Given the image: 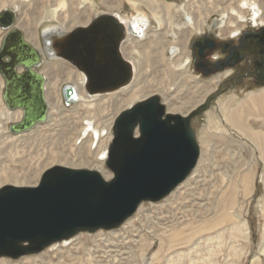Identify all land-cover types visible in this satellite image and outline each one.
I'll use <instances>...</instances> for the list:
<instances>
[{
  "label": "rangeland",
  "instance_id": "1",
  "mask_svg": "<svg viewBox=\"0 0 264 264\" xmlns=\"http://www.w3.org/2000/svg\"><path fill=\"white\" fill-rule=\"evenodd\" d=\"M69 1L74 5H62L63 8L58 12L63 14V23L65 27H70L69 29L86 25L90 22L91 18L102 13H112L124 20H131L135 16L144 14L150 22V26L145 28V33H163L170 30L184 31L187 25L183 23L184 21L180 14H177L172 21H169V15L173 6L168 3L160 4L156 1H151L156 4L158 9H150L141 4L137 6L130 5L128 4L129 0H114L117 7L111 10L104 5L103 0H89V2L82 0ZM240 4L238 5L239 8L244 9L250 16L247 19H250L252 17L250 8H242ZM257 6L260 8L259 5ZM5 9L15 11L17 14L16 25L24 17L21 15L23 11L21 10L20 12L15 4H6L0 7V11ZM70 10L73 15H77L76 18L69 19L68 12ZM156 13H160V16L164 19H168V28L164 24L158 28L157 24L155 25L152 22L154 21ZM246 13L245 16H247ZM46 14L48 15L47 12ZM224 16L223 14H212L207 19L209 23L213 20L219 22L218 28L220 30L217 29V32L221 31V28H228L229 32H234V27L227 24V17ZM86 18L87 20L85 21ZM245 21L246 18L239 19L240 24H246L244 23ZM54 26L59 27L61 23L55 19L48 18V16H44L42 12L34 38H27L25 30L18 27L23 30L25 38L30 43L35 44L37 47L39 46L38 48L42 50L41 32L44 29ZM64 31L68 30L65 29ZM3 34L4 32L0 29V42ZM166 35L170 34L165 33ZM129 38L133 41H138L139 39L138 36L133 34ZM167 39L169 41L171 40L169 38ZM146 41L147 45L152 46V41L148 39ZM131 47H133L132 44ZM169 53L168 49L167 52L160 54V60L169 61V58H171ZM63 59L61 57H53L51 59L45 57L43 64L37 68L46 77V89L52 87L51 92L53 94H50L47 101L49 103V112L51 113L50 118H52V121L39 124L33 130L21 135H11L7 130L1 131L2 125L0 124V135L7 134V136L12 138L5 143V146L9 147L11 142H15V149L18 155L16 156V160L26 159V161H29L30 159L27 156L38 159L41 151L39 149L35 150L36 148L28 149L25 146V142L33 140L34 142H40L41 146H45V142L42 141L47 138L48 133L52 129H54V132L59 131L58 127L54 124V121H59L55 110V101L58 96L54 93L59 94V89L62 92V89L66 86L70 85L73 87L74 85L70 82H61L54 77L57 62L70 68L77 75V80L83 78L82 84L80 85L81 90L83 93L88 94L84 88V76L71 64L67 63L68 61L66 62ZM132 61L137 63V65L134 64V78L138 76L143 80L151 81L150 79L153 78L150 75L151 71H139V67L143 65L137 62L136 59H132ZM176 71L178 70L176 69ZM217 76L220 77V80L217 83L215 81L210 83L213 92L208 95V99L201 104L202 106L200 105L190 110L191 113L199 111L197 115L191 118V127L195 132L200 150L197 164L191 172L193 175L190 173L187 179L163 200L156 203H141L137 211L127 219L132 223V229L127 225L124 226L126 220L121 226L115 229L97 230L92 233L80 232L68 240L50 245L37 254L26 255L18 259L0 258V264H251L252 261L255 264H264V255L261 254L262 246L264 245V155H259L255 146L235 133L230 124L227 123V120H225V118H228L226 114L230 108L234 107L238 100L245 97L248 91L257 92L262 87H248V89H243L240 86L233 88L230 85V87L224 88L225 80L220 75ZM205 77L209 76L203 75L199 77L197 74L188 71V74L184 77L185 85L194 93L196 90L193 87V81L206 84L207 80L212 78L210 77L205 80ZM2 82L3 79L0 77V110L6 111L1 101V93L3 90ZM122 90L118 93H121ZM133 90H136V87H133ZM162 91L166 96L169 95V92L173 93L171 97L172 102L174 104L179 103L175 98L179 99L180 94L174 88L171 87L169 91ZM90 95H103L105 102L102 104L107 105V99L113 94L95 93ZM154 95H157L160 102L163 103L161 95ZM121 97L123 96L121 95ZM62 102L60 101V104L66 105L64 100ZM164 106L166 108V104ZM102 110V107L99 106L98 112L101 117H105L106 112ZM74 112L73 104L66 105L63 108L64 116L75 117L73 115ZM13 113L6 111L7 116L5 119L0 116V121H5L6 128L13 121H17L9 119L11 115L16 118ZM74 119V125L79 130V133L72 134L71 145L76 149L77 146H75L74 140L79 137V141H85L84 138L87 134L81 132L86 122L81 123L76 118ZM89 122L94 123L95 120L90 119ZM100 122H97L95 125H98ZM247 123L254 130L264 131L263 123L258 120L249 118ZM113 125L114 122L109 128L110 138L107 149L104 151L105 158L103 162L104 169L111 176L112 172L107 168L106 162L108 159V150L112 142ZM64 131L67 132L68 130L64 128ZM34 133H37L38 136H35L36 134ZM93 138H95V135ZM88 158L94 160L92 155H89ZM0 160H2L1 155ZM8 165L17 172H22L19 164L10 162ZM53 166H57V164L49 166L47 169ZM47 169L41 172L36 184L39 183L42 174ZM77 169L93 170L98 172L104 179H109V177H104L101 170L96 167H82ZM194 170L196 171L195 173H193ZM246 173L249 176L248 191L245 190L242 183L243 176ZM229 197L234 202L231 206H226L225 201ZM218 208H225L227 210L222 215L215 214ZM244 222L248 228L247 240L243 239L240 229V225ZM209 223L211 225H208ZM161 226L168 227L167 231H164V235H161ZM170 232L171 235L179 232L184 234L186 238L184 240L171 241L168 237ZM100 234L101 236H99Z\"/></svg>",
  "mask_w": 264,
  "mask_h": 264
},
{
  "label": "water",
  "instance_id": "2",
  "mask_svg": "<svg viewBox=\"0 0 264 264\" xmlns=\"http://www.w3.org/2000/svg\"><path fill=\"white\" fill-rule=\"evenodd\" d=\"M16 15L11 9L0 11V29L6 32L0 45L2 101L7 110L22 112L18 122L8 125L13 135L31 131L49 118L46 77L37 71L43 52L25 41L23 31L14 25ZM80 41L86 48L84 39ZM64 43L54 41L52 49L57 52ZM77 43L70 37L67 47L75 50ZM213 46L210 38H204L192 49L199 58ZM217 72L214 67L203 75ZM83 73L89 94L110 91L105 88L114 73L94 69ZM128 83L129 79L124 85ZM64 95L67 104L72 89L66 88ZM190 113H166L157 95L122 110L114 121L107 154L109 179L93 170L57 165L47 169L34 186L0 187V258L37 254L80 232L118 228L141 203L166 198L187 179L199 158L191 127V118L199 111Z\"/></svg>",
  "mask_w": 264,
  "mask_h": 264
},
{
  "label": "bare ground",
  "instance_id": "3",
  "mask_svg": "<svg viewBox=\"0 0 264 264\" xmlns=\"http://www.w3.org/2000/svg\"><path fill=\"white\" fill-rule=\"evenodd\" d=\"M82 1L89 2V0H82ZM151 1L153 0H129L128 4L136 5V6L138 4L139 5L141 4L145 7H149L150 9H158L156 4ZM208 2L210 3L208 4ZM248 2L259 5L260 8L258 7V11L261 9L262 4L264 3L261 0H248ZM103 3L111 10L117 7V4L114 0H103ZM240 3L241 0H188L187 4L185 3L186 5L184 4L185 6L183 8H181V6H173L172 11L170 12L169 15V21H172L174 16H176L177 14H181V12L184 13V16L186 17L185 23L187 24L185 26L186 30L184 31L170 30L168 32H163V33L147 32L146 34L145 29L143 28L149 27L150 22L147 19V17L144 16V14L135 16L131 20H124L121 19V17L120 18L118 17L119 21H121L122 23L128 26V30L131 31L133 35L140 36V34H142V36L138 39V41H133L131 40V38H129L130 46L128 44L126 45V47L122 45L124 56L126 58L129 57L132 59H136L137 62L143 65L139 67V71L150 70L151 71L150 75L151 77L153 76V78L150 79L152 81L151 84V81H146L138 76H135L132 82V84L134 83L133 86L131 84L128 88H124V90H122L121 93H116L110 96L107 99V105L102 104L105 102V98L103 95L91 96L87 91L86 92L89 95L83 93L80 86L82 84L83 78L77 80V75L73 71H71L70 68H67L63 64L57 62L56 69L54 72V77L57 80H60L61 82H70L74 85L73 87L70 85L66 86L65 88L62 89V92L59 89V94H57L56 92L54 93L58 96L55 101V110L57 112L60 121V122L54 121V124L55 126L58 127L59 131L54 132V129H52V131L48 133L49 135L47 136V138L44 141H42L45 142V146L43 145L41 146L40 142L38 141L34 142L33 140L30 141L28 140L29 142H25V146L28 147V149L36 148L35 150L39 149L41 151L40 157L38 159H35L33 157L30 158V156H27V158L30 159L29 161L28 160L26 161V159L16 160V156L18 155L15 149V142L14 141L11 142L10 146L6 147L5 143L10 141V139L12 138L10 136H7V134H3V135L1 134L0 155L2 156V160H0V187L5 184H12L14 186H34L36 185V181L39 178L41 172L44 169H47L49 166H52L54 164L57 165L59 164V166L61 165L63 167H69L74 169L82 168V167H89V168L96 167L101 170L104 177L110 178L111 176L110 173L106 171L103 167V162L105 158L104 151L107 149L108 146L107 144L110 138L109 128L116 119L119 112L129 108L130 106L134 105V103L136 102L146 100L148 97L153 96L154 94H159L162 96L163 103L166 104V108H165L166 113L184 115L187 112H189L191 109L195 107H199L201 104H203V102L206 99H208L207 98L208 95L213 92L212 90L213 88L211 87L210 83L212 81H215L217 83L220 80V77L217 75L213 77L211 76L212 78L208 79L206 84L200 83L198 81L197 82L193 81L194 82L193 87L196 90L194 93L193 91L190 90L189 87L185 85L184 77L188 74L189 71L188 66L185 65V60L187 61V59H189V52L186 49L188 37L193 32L202 31V24L207 22L206 20L208 16L212 14H217V15L223 14V16L225 15L227 17V24L234 27L233 31L240 30L243 27V24L239 23V19L246 18L247 20V18L250 17L244 11V9L242 10L239 8L238 5ZM6 4H15L20 12L21 10L23 11L21 15H23L24 17H22L21 21L19 22V24L17 23V25L25 30L27 38H34V36H36V28H38V23L40 21V14L42 12L44 13V16H48V18L55 19L59 23H61V26L59 27L54 26L51 28L44 29L41 32L40 39L42 40V50L41 49L40 50L41 52H43L42 54L43 57L40 66L43 64L45 57L49 59L53 57L54 58L59 57L56 51L52 49V44H54V41L58 42L57 38L59 36L64 35L65 32H69L72 29H69L70 27H65L63 23L64 22L63 14L58 12L63 8L62 5H74V4L69 0H0V7L5 6ZM46 12L48 13V15L46 14ZM245 13L247 14V16H245ZM68 15H69V19L77 17V15L72 14L71 10L68 12ZM86 20L87 18L85 19V21ZM16 21H17V15H16ZM16 21L14 25L17 28H19L16 25ZM145 21H147L148 24L147 27H145ZM154 21L155 24H157L158 28L162 27L163 24L168 28V19L167 18L164 19L162 16H160V13L155 14ZM21 28L19 29L22 30ZM65 29L68 31H64ZM221 29L222 30L218 32V35L220 37H226L231 34L228 28H224V29L221 28ZM2 31L4 32V34L2 36L0 45L2 43L4 35L6 34L4 30ZM25 33H24V38H25ZM165 33L172 34L171 35L172 38L170 41L166 38ZM43 37H45L46 40H44ZM143 37H147L148 40L152 41V46L146 44L147 39L141 40ZM25 41L29 42L26 38ZM84 43L87 44L86 39H84ZM30 44L35 46V44L32 43ZM131 44L133 45V47H131ZM165 49L167 50L169 49L170 52L169 56H171V58H169V61L160 60V54L167 52V50ZM189 62H187L186 64H188ZM163 64L165 65V67ZM176 69L178 71H176ZM84 81H85V77H84ZM2 83L4 89L5 83L4 81ZM133 87H136V90H133ZM171 87L174 88L180 94L179 99L175 98L176 100H178L179 102L178 104H174L172 102L171 97L173 93L169 92L168 96L163 94L162 90L169 91ZM51 88L52 87H48L46 89V85H45L44 98L46 101H48V98L52 93ZM66 88H71L73 91V96L71 100H67L68 103L66 105H71V104L74 105L75 112L73 113V115L75 117H69L67 115L66 116L63 115V108H65L66 105L60 104V101L62 102L61 94L64 95V89ZM121 95L123 97H121ZM1 101H2V93H1ZM65 102L66 101L64 100V103ZM2 104L6 109L3 101ZM47 104L49 108V103L47 102ZM99 106L102 107V109L106 112L105 117H101L100 113L98 112ZM6 111L10 113L14 112L13 114L16 118H14L13 115H11L9 117L10 120H17L16 122L20 120L22 114L21 110L9 111L6 109ZM6 111L0 110V116L3 117L4 119L7 116ZM48 114H49L48 121L51 122L52 118H50L51 113L49 112V109H48ZM226 115L228 118L227 119L225 118V120H227V123L230 124L231 128L235 131V133H237L240 137L247 140L248 142L252 143L255 146L256 150L259 152V155H264V131L260 132L258 130H254L247 123V120L251 118L253 120H258L259 122H262L264 126V87L260 88L257 92L248 91V94L245 97L238 100L235 106L230 108L229 112H227ZM74 118H76L77 121L81 123L86 122V125L81 130V132L87 134V136L84 138L85 141L83 140L79 141L78 140L79 137L74 140V144L75 146H77L76 149L73 148V145H71L72 134H75L77 132L79 133V130H77V128L74 125L75 123ZM90 119H94L95 122L90 123L89 122ZM99 121L101 122L98 123V125H95ZM0 124L2 125L1 131H6V130L8 131V126L6 128L5 121L4 122L0 121ZM64 128L67 129L68 131L65 132ZM88 130L90 131L88 132ZM34 134H36L35 136H38L37 133ZM94 135L95 138H93ZM89 155H92L94 160L89 159L88 158ZM100 155L102 156L100 157ZM10 162H13L14 164L16 163L17 165L19 164L21 166L22 172L19 173L14 168H11L8 165ZM195 172L196 171L194 170L193 173ZM191 175L193 174L191 173ZM248 182H249V176L246 173L243 176V180H242L243 187L245 188L246 191H248V184H249ZM233 202H234L233 199L229 197L225 201V205L231 206ZM226 210L227 209L225 208H218L215 214L218 213L222 215L223 213H225ZM125 225L129 226L130 229L133 228L132 223L129 222L128 220L126 221L124 226ZM208 225H211V223H209ZM167 229L168 227L161 226L162 234L161 233L160 234L164 235V231H167ZM240 229L243 235L242 236L243 239L247 240L248 228L245 222L240 225ZM168 235L171 241L184 240L186 238L184 234H181L179 232L173 235H171L170 232V234ZM99 236H101V234ZM261 254L264 255V245L262 246ZM251 264H255L254 261H252Z\"/></svg>",
  "mask_w": 264,
  "mask_h": 264
},
{
  "label": "flooded vegetation",
  "instance_id": "4",
  "mask_svg": "<svg viewBox=\"0 0 264 264\" xmlns=\"http://www.w3.org/2000/svg\"><path fill=\"white\" fill-rule=\"evenodd\" d=\"M153 1L160 4L168 3L172 4V6H181V8L188 2V0ZM261 1L264 2V0ZM263 10L264 3L259 10L260 15L256 17L255 22H252L251 19H247L244 22L246 24H243L240 30L234 31L238 34L232 32L226 37H220L218 35V21L213 20L209 23L207 19V22L202 25V31L195 32L190 35L187 40L186 49L189 52V59L191 60H185V65L188 66L189 71L202 77L204 73L211 71V69L215 67L218 69L215 75H220L222 79L225 80L224 88L230 87V85H232L233 88L235 86H240L243 87V89H248V87H264ZM180 16L185 23L186 17L184 13L181 12ZM153 23L155 24V22ZM171 35L172 34L166 35V38L171 39ZM130 36H132V33L128 30V26L119 21L116 15L112 13H102L91 18L89 24L86 26L74 27L69 32H65L64 35L59 36L57 40H64L65 47H58L56 53L57 55H61L59 57L64 58L66 62L68 61L67 63L71 64L84 77L85 75L83 72L88 73L89 69L111 71L114 73L112 75V80L105 88L106 90H110L106 95H110L118 93L122 89L130 86L134 79V64L137 65V63H134L129 57L126 58L123 53V46L126 47L127 44H130V41H128ZM70 37L78 42L75 50H71L67 47ZM138 37L140 38L141 36ZM81 38L86 39L88 44L86 48L80 41ZM146 38L147 37H143L141 40H145ZM204 38H210L214 46L210 49L205 48L203 55L198 58L192 46L203 41ZM214 53L219 55V59L215 61L211 59ZM5 60L6 59L3 61ZM187 62H189V65L186 64ZM210 77L211 76L205 77L204 79L206 80ZM127 79H129V83L124 85ZM61 98L63 100L64 95H61Z\"/></svg>",
  "mask_w": 264,
  "mask_h": 264
},
{
  "label": "clouds",
  "instance_id": "5",
  "mask_svg": "<svg viewBox=\"0 0 264 264\" xmlns=\"http://www.w3.org/2000/svg\"><path fill=\"white\" fill-rule=\"evenodd\" d=\"M240 7L251 9V11H252V17H251L252 22H255L256 17L260 15V12L258 11V6L255 3H249L248 0H241ZM147 26H148L147 21H145V27H147ZM235 34H238V33H235ZM211 59L213 61H215V60L219 59V55L214 53L211 56Z\"/></svg>",
  "mask_w": 264,
  "mask_h": 264
}]
</instances>
